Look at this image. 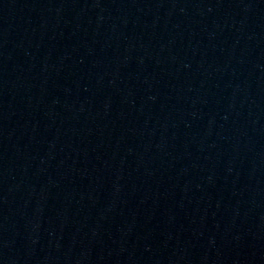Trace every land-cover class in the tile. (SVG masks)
<instances>
[{
	"label": "water",
	"instance_id": "1",
	"mask_svg": "<svg viewBox=\"0 0 264 264\" xmlns=\"http://www.w3.org/2000/svg\"><path fill=\"white\" fill-rule=\"evenodd\" d=\"M177 0H0V264H173Z\"/></svg>",
	"mask_w": 264,
	"mask_h": 264
}]
</instances>
